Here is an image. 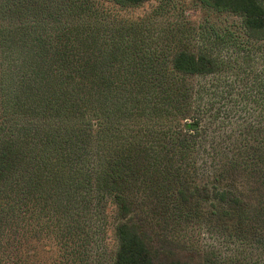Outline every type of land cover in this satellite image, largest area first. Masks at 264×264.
<instances>
[{"label":"rangeland","instance_id":"374dc122","mask_svg":"<svg viewBox=\"0 0 264 264\" xmlns=\"http://www.w3.org/2000/svg\"><path fill=\"white\" fill-rule=\"evenodd\" d=\"M260 1L264 5V0ZM72 2L0 0V104L12 92L20 94V76L28 73V67L22 68L21 64L38 61L33 53L45 46L70 45L67 51L82 54L88 45L97 58L105 51L114 49L119 54L123 49L124 56L110 59L115 65L113 77L130 82L137 76L171 80L177 76L170 68L176 50L207 49L219 61L218 74L187 79L189 84L205 88L200 145L195 153L201 165L205 149L210 152L211 147L219 160L237 138L240 126L264 127V47L254 48L259 43L264 46V39L245 37L238 17L214 10L205 0H147L140 7L114 11L112 16L105 12L109 4L104 1H90V10L89 4L85 7ZM103 14L107 16L101 17ZM230 32L239 35L240 40L234 43ZM82 35L93 41L84 44ZM120 63L131 69L116 70ZM129 93L136 96H128V108L109 113L106 131L110 141L94 132L79 147L76 144L70 156L64 153L74 137H67L61 113H38L35 118L18 107L11 114L0 105V146L11 140V161L0 175V264L113 263L117 249L116 207L108 196L97 192L93 171L87 173V168L95 166L109 148H115L135 130H144L150 139L152 122H162L157 116L162 114L160 110L151 115L145 106L149 104L147 99L140 101L143 95L139 88ZM20 98L25 99L21 94ZM114 98L115 102L117 96ZM21 127L26 128L27 137L22 135ZM68 167L73 170L72 183H79L76 187L67 185L71 184L66 176ZM82 180H88L87 185ZM28 182L30 193L17 205L13 197L17 183ZM212 184L209 182V186ZM175 236L179 243H185L177 245L179 256L190 264L200 260L264 264V233L255 235L252 244L240 242L239 237L228 235L215 216L193 227L182 224Z\"/></svg>","mask_w":264,"mask_h":264},{"label":"trees","instance_id":"16d2710c","mask_svg":"<svg viewBox=\"0 0 264 264\" xmlns=\"http://www.w3.org/2000/svg\"><path fill=\"white\" fill-rule=\"evenodd\" d=\"M90 1L72 3L85 7L89 4L90 10L93 5ZM101 1L109 4L105 12L112 16L114 11L140 7L147 0ZM205 2L216 11L238 17L241 32L248 39H264V5L260 0ZM22 34L25 36V31ZM82 37L84 44L93 41L88 35ZM230 38L234 43L240 40L233 32ZM70 47L55 44L33 53L38 61L21 64L22 68L28 67L25 69L28 73L20 76L18 84L25 99L15 91L3 97L0 105L10 112L14 107L24 109V113L28 111L35 118L38 113H61L67 137H74L64 153L66 156H70L76 144L79 147L80 142L92 138L94 132L102 133L110 141L106 131L109 113L120 107L121 111L125 110L124 106L128 108V96L134 95L129 93L131 89L142 91L140 101L147 99L149 104L145 106L151 115L158 110L162 112L157 115L162 122H152L154 130L150 139L144 130H135L115 148H109L95 166L87 168V173L93 171L97 192L108 196L116 207L117 249L112 264H190L179 256L178 246L185 243L175 240L176 231L182 224L193 227L208 217H217L228 235L239 237L240 242L252 244L255 235L264 233V127L240 126L237 138L229 143L219 160L214 158V147L210 152L205 149L202 165L195 155L200 145L205 88L201 84L193 86L187 79L218 74L219 61L209 50H176L170 68L177 76L171 80L137 76L130 82L113 77L115 65L110 59L119 54L124 56L123 49L119 54L114 49L105 51L97 58L95 50L88 45L82 54L70 53L67 51ZM263 47L261 43L254 45L259 50ZM117 65L116 70L131 69L125 63ZM19 129L27 137L26 128ZM23 149L24 146L19 152ZM10 161L11 140H5L0 146V175L8 169ZM65 170L71 183L68 187L79 185L72 183V168ZM83 181L87 185L88 180ZM209 182L213 184L209 186ZM17 187L13 197L18 205L22 196L29 195L31 185L17 183ZM168 246L173 250H165ZM191 264L216 263L200 260Z\"/></svg>","mask_w":264,"mask_h":264}]
</instances>
